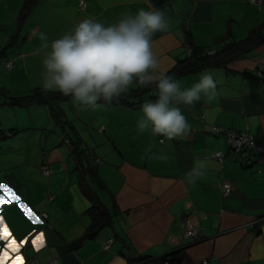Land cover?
<instances>
[{"label":"crops","instance_id":"obj_1","mask_svg":"<svg viewBox=\"0 0 264 264\" xmlns=\"http://www.w3.org/2000/svg\"><path fill=\"white\" fill-rule=\"evenodd\" d=\"M23 1L0 0V17L4 11L8 16L7 26L0 22V264H151L129 258L165 255L179 264H264L263 168L254 150L235 152L210 132L213 125L247 131L264 146V42L225 66L177 78L188 87L210 70L217 83L214 100L181 105L191 125L185 139L137 131L141 106L151 100L146 93L131 106L73 104L71 117L64 111L61 121L46 104L11 105L3 97L42 89L40 33L50 44L86 18L107 26L141 8L162 9L170 28L152 39L166 73L187 58V47L210 56L263 28L264 0L261 7L248 0H38L19 24ZM71 142L85 148L80 164ZM160 152L166 163L150 158ZM214 152L224 155L223 162ZM194 161L206 162L207 169L191 185L183 177ZM88 165L96 166L103 186L91 185L90 193L111 221L73 247L91 223L93 200L80 182ZM225 181L228 193L221 189ZM184 215L194 222L197 239L184 237Z\"/></svg>","mask_w":264,"mask_h":264},{"label":"clouds","instance_id":"obj_2","mask_svg":"<svg viewBox=\"0 0 264 264\" xmlns=\"http://www.w3.org/2000/svg\"><path fill=\"white\" fill-rule=\"evenodd\" d=\"M169 28L165 12L150 7L135 14L126 13L107 26L94 18L83 19L50 44L46 34L40 33L41 48L46 50L40 87L45 92L70 97L75 106L93 109L100 100L110 103L114 98L127 96L134 88H152L156 99L141 106L137 131L141 134L150 131L153 136L167 140L185 139L191 133V125L181 105L193 108L202 99L214 100L217 83L210 70H205L188 87L174 75L160 70L152 38ZM160 142L163 144L164 140ZM150 149L151 146L145 149L146 155ZM150 158L168 161L163 152L151 154ZM206 169V162L194 161L184 173V181L195 185L205 176Z\"/></svg>","mask_w":264,"mask_h":264},{"label":"trees","instance_id":"obj_3","mask_svg":"<svg viewBox=\"0 0 264 264\" xmlns=\"http://www.w3.org/2000/svg\"><path fill=\"white\" fill-rule=\"evenodd\" d=\"M38 0H24L23 5L18 12V23L21 24L25 19L26 15L30 12L32 7L36 4ZM264 27L256 28L249 32V34L241 40H234L224 44L218 50H215L210 56L206 53L205 55H199L197 49L193 48L191 54L187 56L186 59L179 61L175 64L170 70L166 73L169 75H174L176 78L181 77L187 73L195 72L201 68L209 67V66H225L226 63L231 61L234 58L240 57L250 50L256 48L259 44L264 42ZM14 40L9 41L8 45H11ZM5 48L0 49V53H4ZM154 92L152 88L139 89L135 88L130 91V94L127 96H121L119 98H114L110 103L105 102L104 100H100L98 102H102L109 105H133L134 99L141 97V95H148L151 100H155L156 96L151 94ZM137 96V97H136ZM3 97L5 98L4 102L11 105H29V104H46L49 106L52 116L61 121L62 113L57 111L56 107H54L53 101L57 100H65L70 97H65L59 92H45L42 89H34L29 92L27 95L23 96H15L11 94L4 93ZM72 148L74 150V157L77 163L82 162V154L84 153L85 148L81 147V144L77 142H71ZM80 182L81 184H85V191L90 194L93 203L88 210V213L91 216V223L89 227H87L84 234L73 243V247L79 246L85 240L92 239L96 232L107 226L111 221V216L106 207L99 204L97 198L92 196L91 185H95L99 188H102V183L100 179H98L96 174V166H86L82 168V172L80 173ZM89 188V189H88ZM146 261L151 264H179L178 260L174 261L171 259V255H165L160 258H149L146 256H136L134 258H129V261Z\"/></svg>","mask_w":264,"mask_h":264},{"label":"built area","instance_id":"obj_4","mask_svg":"<svg viewBox=\"0 0 264 264\" xmlns=\"http://www.w3.org/2000/svg\"><path fill=\"white\" fill-rule=\"evenodd\" d=\"M250 3L257 5L258 7H261L262 0H248ZM80 7L84 6L83 1H80L79 3ZM187 55L191 54V49L186 48ZM153 94V93H151ZM210 132L214 135H222L226 140L231 150L238 152L242 150H254L255 154L257 156L256 161L258 164H260L263 168L264 172V146L258 143L254 137L247 131H236L234 129L230 128H224L221 126L213 125L210 129ZM63 140L68 143V139L63 135ZM162 139H160L161 141ZM213 158L217 159L219 162H223L224 155L220 152H214L212 154ZM43 172L47 173V169L45 166H43ZM221 189L224 193H228L231 189V185L228 182H223L221 185ZM41 217L45 219L46 213H42ZM183 221L185 222V231H184V237L186 239H197V231L196 227L194 225V222L190 219L189 215L182 216ZM251 226H254L253 223H251ZM110 243V241H109ZM109 243H105L103 248L107 249L109 247ZM50 263H54L53 261H50Z\"/></svg>","mask_w":264,"mask_h":264},{"label":"rangeland","instance_id":"obj_5","mask_svg":"<svg viewBox=\"0 0 264 264\" xmlns=\"http://www.w3.org/2000/svg\"><path fill=\"white\" fill-rule=\"evenodd\" d=\"M4 12H5L4 17H0V22H4L5 25L7 26L8 16H7L6 11H4ZM70 101H72L71 98L65 99V100L61 99V100L53 101V103H54L53 106L56 107L57 111L61 112L62 115H63V112L66 111V114L69 117H71V115L69 113L70 112L69 110L71 109L70 107H71V105H73V102H70ZM45 109H46V107H45Z\"/></svg>","mask_w":264,"mask_h":264},{"label":"snow or ice","instance_id":"obj_6","mask_svg":"<svg viewBox=\"0 0 264 264\" xmlns=\"http://www.w3.org/2000/svg\"><path fill=\"white\" fill-rule=\"evenodd\" d=\"M0 187H3V185H0Z\"/></svg>","mask_w":264,"mask_h":264}]
</instances>
